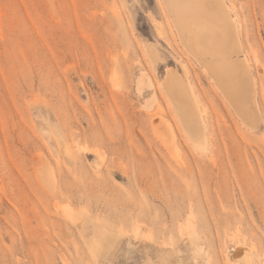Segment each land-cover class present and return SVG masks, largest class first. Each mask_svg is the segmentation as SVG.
Instances as JSON below:
<instances>
[{"label":"rangeland","instance_id":"rangeland-1","mask_svg":"<svg viewBox=\"0 0 264 264\" xmlns=\"http://www.w3.org/2000/svg\"><path fill=\"white\" fill-rule=\"evenodd\" d=\"M222 3L229 94L165 0H0V264H264V0ZM175 71L204 150L159 91Z\"/></svg>","mask_w":264,"mask_h":264},{"label":"bare ground","instance_id":"bare-ground-1","mask_svg":"<svg viewBox=\"0 0 264 264\" xmlns=\"http://www.w3.org/2000/svg\"><path fill=\"white\" fill-rule=\"evenodd\" d=\"M165 1L175 6V24L182 38L183 44L189 49L188 51L195 55V58L197 57L201 61L207 73L218 84L224 94L237 92L239 87V77L241 74L240 72L243 69L240 64H243V62L238 63L231 60L232 52H228L226 49V43L228 42L229 37H231V34H237L236 31L238 30V27L236 26V19L231 20L230 13L228 9H226L227 7L223 5L224 3H222V0H189L183 6L179 4V0ZM201 10L209 17L210 21H215V24H212L209 21H205L202 24H197L195 18L200 15ZM148 53L152 60H158L157 51L149 50ZM243 72L244 74H247L245 70H243ZM171 73H169L168 76V73L165 75L167 78L164 76L166 79L163 77L165 80L161 85H159V91L165 100H167L170 105L172 104L174 113L177 115L178 120L180 121L178 122L179 126L181 123L184 129L183 131H185L187 137L193 142L195 146L199 147L200 150H204L205 145L207 144V138L205 137V131L201 119L202 112L200 114L198 110V107L200 109V105L198 104L195 95L190 88V85H186L185 81L178 75L177 72V74ZM262 76L263 75H261V77ZM259 79L261 80L260 77ZM150 85V82L141 83V87L143 89L149 88ZM153 124L156 126L154 128H157L156 132L162 133L164 135L163 137L167 138L163 139L165 141L167 140V142L164 144H169L170 148H172L174 145L171 142L173 141L168 140V138L171 137L169 130L170 128L165 123H159L158 120L153 122ZM235 254V264H252V262H250V260L244 256L241 250H238Z\"/></svg>","mask_w":264,"mask_h":264}]
</instances>
